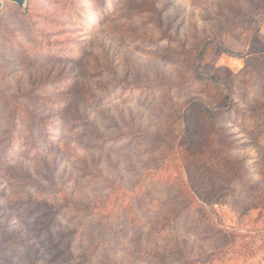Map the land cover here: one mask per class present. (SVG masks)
<instances>
[{
  "label": "rangeland",
  "instance_id": "rangeland-1",
  "mask_svg": "<svg viewBox=\"0 0 264 264\" xmlns=\"http://www.w3.org/2000/svg\"><path fill=\"white\" fill-rule=\"evenodd\" d=\"M255 7L2 1L0 264H264Z\"/></svg>",
  "mask_w": 264,
  "mask_h": 264
},
{
  "label": "trees",
  "instance_id": "trees-1",
  "mask_svg": "<svg viewBox=\"0 0 264 264\" xmlns=\"http://www.w3.org/2000/svg\"><path fill=\"white\" fill-rule=\"evenodd\" d=\"M253 1L255 2V5H256V7H255L256 12H259V13H263V14H264V0H253ZM261 9H262V10H261ZM263 14H262V15H263ZM261 17H262V16H261ZM253 19L257 20L256 18H253ZM262 23H264V17H262V19H261V23H259V25H257V29H256L255 32L258 33V32L260 31V28H261ZM257 42H258V41H257ZM209 44H210V43H206V44L204 45V47L201 49V51L199 52V54H198V59H197V65H196L195 73H196V75H197V77H198L199 79L209 80V81H211V82H214V81H215V78H214V77H210V78H208V77H204V76L201 75V73H200V71H199V70H200V67H201V64H200V58L203 56V54H204V52L206 51V49H207V47H208ZM250 44H251V43L249 42V43H248V47H249ZM259 44H260V47H263V49H264V46H263V44H262L260 41H259ZM225 52H226L227 54L233 56V57H241V55H239V54L230 53V52H227V51H225ZM263 53H264V52H263ZM261 75L264 76V73H262ZM193 104L196 105V106L199 105V103H198L197 101H194ZM212 107H213L212 105H206L204 108H203V106H202V109H203L204 111H206L208 114H210V113L212 112V110H211ZM29 247H31V246H29Z\"/></svg>",
  "mask_w": 264,
  "mask_h": 264
},
{
  "label": "water",
  "instance_id": "water-1",
  "mask_svg": "<svg viewBox=\"0 0 264 264\" xmlns=\"http://www.w3.org/2000/svg\"><path fill=\"white\" fill-rule=\"evenodd\" d=\"M2 1L10 2L17 5L19 8H24L26 0H0V10L2 8Z\"/></svg>",
  "mask_w": 264,
  "mask_h": 264
},
{
  "label": "crops",
  "instance_id": "crops-1",
  "mask_svg": "<svg viewBox=\"0 0 264 264\" xmlns=\"http://www.w3.org/2000/svg\"><path fill=\"white\" fill-rule=\"evenodd\" d=\"M259 34H260L259 35V41L264 45V23H262L261 30H260Z\"/></svg>",
  "mask_w": 264,
  "mask_h": 264
}]
</instances>
